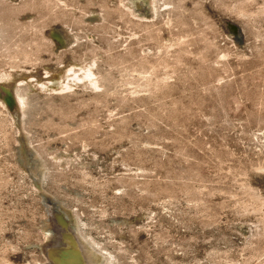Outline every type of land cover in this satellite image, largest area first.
I'll return each instance as SVG.
<instances>
[{
	"label": "rangeland",
	"instance_id": "rangeland-1",
	"mask_svg": "<svg viewBox=\"0 0 264 264\" xmlns=\"http://www.w3.org/2000/svg\"><path fill=\"white\" fill-rule=\"evenodd\" d=\"M155 1L0 0V70L103 79L0 82V264H49L50 207L92 264H264V0Z\"/></svg>",
	"mask_w": 264,
	"mask_h": 264
},
{
	"label": "bare ground",
	"instance_id": "bare-ground-1",
	"mask_svg": "<svg viewBox=\"0 0 264 264\" xmlns=\"http://www.w3.org/2000/svg\"><path fill=\"white\" fill-rule=\"evenodd\" d=\"M123 1H125L124 3L127 7L126 16L128 17L133 16L138 18L141 17L149 18L152 15L156 14L157 12L155 0H149V4H147L144 0H123ZM149 12L150 15H148ZM128 17H127L128 19L127 21L128 22L132 21ZM63 29L65 34H67L66 36H68L67 42L71 40L70 36L72 38H76V36L70 30H68L65 27ZM63 34L62 35L58 34V36L61 40L65 41L66 39L65 37H63ZM54 35L56 38H58L57 34ZM36 46H37V51L40 50L39 43H36ZM102 80L103 79L101 77L100 70L97 67V63L95 59L86 58V57L84 59H81L80 61H74L73 58H70L68 62H61V63L58 62L57 65L54 64V66H52L51 68L42 69L40 73H35L33 72V70H27V68L25 69L18 65H12L9 69L0 70V82H5L8 86L15 83L20 84L25 82L33 89L44 92H64V91H74L76 89H79V91L91 90L92 92L102 87V83H101ZM19 86L16 87L15 91L13 90L15 92L13 95L14 97L13 105H11V103L5 97L2 96L0 97V103H2L3 106L5 105L10 109V112L11 114H13V117L15 114H17L18 111H20L21 106L24 105L27 101L25 95L19 92L20 91ZM1 88L4 89L5 87L3 88L1 86ZM1 93H4V91ZM20 132L23 133L25 131L23 128H21ZM49 212L51 213V219H52L51 225H53V229L55 233V236H52L51 238L52 241L48 244V246H46L45 249V252L48 256L49 264H92L90 260V256L87 253V251H85L84 246L78 241L77 238H76L77 240L75 238L73 239V237L68 234L67 232L68 230L66 231L64 225L67 223L63 221V218L59 217L57 210H55L53 207H50ZM56 219H59L60 223ZM110 264H114V263L110 262Z\"/></svg>",
	"mask_w": 264,
	"mask_h": 264
},
{
	"label": "water",
	"instance_id": "water-1",
	"mask_svg": "<svg viewBox=\"0 0 264 264\" xmlns=\"http://www.w3.org/2000/svg\"><path fill=\"white\" fill-rule=\"evenodd\" d=\"M4 89L6 93H4L5 95L3 97H5L11 103V105H13L14 97L12 95V92L8 88Z\"/></svg>",
	"mask_w": 264,
	"mask_h": 264
}]
</instances>
